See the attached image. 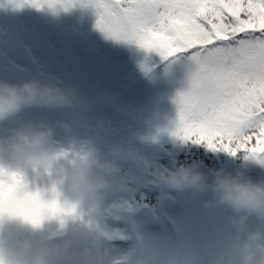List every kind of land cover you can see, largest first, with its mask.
I'll list each match as a JSON object with an SVG mask.
<instances>
[{
    "label": "rangeland",
    "instance_id": "rangeland-1",
    "mask_svg": "<svg viewBox=\"0 0 264 264\" xmlns=\"http://www.w3.org/2000/svg\"><path fill=\"white\" fill-rule=\"evenodd\" d=\"M97 21V11L89 0H75L74 5L67 9L59 4L56 8H51L47 3L42 7H35L30 3L16 7L12 0H0V78L9 80L16 73L17 78L13 76L12 79L14 81H20L21 77L23 80L38 76L45 79L55 78L59 82L67 83L71 80V77L64 73L67 69V74H81L87 81L97 72L88 53V47H94L92 39L102 34L108 39L117 40L102 31ZM88 26L91 27L89 37L86 36ZM99 48L100 46H97L96 50ZM76 49L81 52L84 49L86 59L84 68L80 65L83 60L78 61L76 58ZM157 54L159 52L156 50H148L137 43L124 40L118 51L116 61L119 66L123 69L132 68L136 75L142 78L141 85H133V93L140 96L144 109L153 111H150L149 121L137 125L131 124L128 120L124 122L122 116H114L128 149H132L134 144L137 146L141 144L137 131L160 129L166 139L177 133L178 124L174 117L176 115L179 118V106L176 101L179 93L188 88L190 74L195 65L187 58L181 57L179 69L175 64L174 68L166 65L167 67L155 69L153 62L158 59ZM158 57L163 59L162 56ZM86 85L89 86L90 82ZM62 110L50 109L53 118L46 119L47 108L32 107L26 109L21 118L52 123L69 120L72 124L70 128L57 126L55 137L61 151L72 153L103 148L95 139H90L92 142L87 139L95 136L86 128L85 123L80 124L82 112L85 111L81 102L68 116ZM10 126L11 122L4 125ZM103 142L106 146L107 141ZM151 151L153 155V149ZM152 155H149L146 161L149 163L150 158L156 164ZM112 156L120 157L122 167L118 173L119 182L95 203L82 205L84 213L79 221L69 215L47 217L38 226L29 223L20 225L38 241L48 257L49 264H130V262L134 264L136 261L141 264H181V256L185 262L183 264H258L254 252L261 264H264V215L238 211L215 202L209 191L200 194L202 192L192 189H186L184 197L188 202L186 207L181 211L179 200L174 204L177 214L168 215L162 205L139 202L135 197L134 191L143 194L147 191L142 189L146 174L140 173L142 168L138 166L135 157L121 158L114 152H109L106 157ZM256 162L257 160L252 159L249 165L253 167ZM145 166L148 167V164ZM253 172L256 173L257 170ZM131 177L133 179H130ZM24 179L29 190H39L45 198L52 197L53 187L58 188L54 173L50 170L28 169L24 173ZM128 179L133 185L135 181L138 182L137 189L127 184ZM255 179H264V172ZM163 186L165 195L170 191L176 192V189L165 184L160 185V189ZM59 199L61 203L64 202L62 196ZM159 201L166 199L161 197ZM142 205L151 209L154 215L146 222L142 216L140 224L144 227L157 224L162 227L163 233H152L144 229L139 232V224L136 228L133 225L131 228L128 227L126 213H134ZM167 224L174 227L176 239L165 229ZM223 236L225 241L220 242ZM93 238L114 243L123 240L130 243V250L121 248L120 257L114 260L111 253L115 248H112L111 242V247L105 248L102 257L94 256L92 251L85 249V246L82 247L84 250L79 248L81 242L88 246L98 245V240ZM139 243L143 246V252L138 248ZM70 246L73 247L67 251Z\"/></svg>",
    "mask_w": 264,
    "mask_h": 264
},
{
    "label": "snow or ice",
    "instance_id": "snow-or-ice-1",
    "mask_svg": "<svg viewBox=\"0 0 264 264\" xmlns=\"http://www.w3.org/2000/svg\"><path fill=\"white\" fill-rule=\"evenodd\" d=\"M67 9L75 0H12ZM98 27L169 58L184 54L195 65L179 93L177 135L233 155L244 150L264 163V0H89ZM0 213L40 225L76 212L29 190L19 173L0 170Z\"/></svg>",
    "mask_w": 264,
    "mask_h": 264
},
{
    "label": "clouds",
    "instance_id": "clouds-1",
    "mask_svg": "<svg viewBox=\"0 0 264 264\" xmlns=\"http://www.w3.org/2000/svg\"><path fill=\"white\" fill-rule=\"evenodd\" d=\"M80 102L74 85L55 78H0V170L23 177L28 169L50 170L63 203L76 208L95 203L116 186L122 167L120 157L100 156L93 150L61 151L55 139L57 126L70 128L69 120L52 123L22 119L21 114L32 107L74 108ZM6 122H11V126L4 127ZM156 179L181 191H209L217 203L264 215V179L252 178L244 168L235 173L220 169L210 177L198 167L181 165L161 169ZM22 223L29 222L20 216L0 213V264H49L38 241L21 228Z\"/></svg>",
    "mask_w": 264,
    "mask_h": 264
},
{
    "label": "trees",
    "instance_id": "trees-1",
    "mask_svg": "<svg viewBox=\"0 0 264 264\" xmlns=\"http://www.w3.org/2000/svg\"><path fill=\"white\" fill-rule=\"evenodd\" d=\"M90 28V26L86 28L87 37L90 35ZM122 42L123 40L108 39L102 34L96 35L92 39V44L95 48L88 47V53L92 57L91 63L97 72L87 81L82 78L81 74H67V69L64 70V73L69 78L71 77V80L67 81V83L77 88L82 106L85 108V111L81 115L82 121L80 124L85 123L86 128L95 136V138L87 137V139H95L103 145L102 149H95L94 151L104 157L108 156L109 152H114L116 155L119 154L121 158H127V156L135 157L138 166L142 168L140 173L146 174L144 183H142V186H144L142 188L143 191L147 189L144 193L146 195L144 197L145 200H149L157 206L162 205L164 212L167 211L168 215L173 213L174 204L177 201L181 200V205L185 201L186 189L183 191L176 189V192L170 191L167 195H165L164 186L160 189V185L162 184L157 182L156 177L161 169H174L181 165L198 167L200 170L208 173L210 177L215 171L220 169H227L235 173L239 169L244 168L254 179L263 174L264 163L252 158L244 150L233 155L231 152L220 148H211L207 142H196L195 138L184 139L182 136L176 134L166 139L163 137L160 129H150L146 132L137 131L141 144L139 146L134 144L132 149H128L123 142L114 116H122L124 122L128 120L131 124L134 125L135 123L137 125L150 120V111L152 109L150 111L144 109L143 102L139 98L140 96H137V93H133L132 91L133 85H141L142 78H139L132 68H121L116 61ZM97 46H100L98 50H96ZM82 51L84 52V49ZM83 52L79 49L75 50L76 58L78 61L80 59L83 60V63L80 65L84 68L86 66V59ZM158 56H161V54H157L156 58L158 59L153 62L155 69L167 67L166 65L174 68L173 64L178 65L179 69V59L181 57L186 59V56L182 53L167 59L163 57L162 60ZM70 70H72V67ZM13 76L17 78L16 73ZM87 82H90L89 86L86 85ZM77 106L74 108H63L62 111L68 116L70 111L76 109ZM45 114L46 119L53 118L52 112H45ZM174 121L179 124V118L176 115ZM104 140L107 141L106 146L103 142ZM151 149H153V155L151 154ZM143 152L144 154H142ZM149 155H152L151 157H153L156 164L150 158L149 163H147L146 159ZM241 157H246V159H241ZM252 159L257 160L253 167L249 165V161ZM146 164H148V167L145 166ZM253 170H257V172L254 173ZM130 179H133V177ZM136 183L138 182L136 181ZM131 186L136 189L135 185L131 184ZM175 194L177 195L175 196ZM170 196L173 197L170 198ZM161 197H164L166 201H159ZM136 198L143 199L142 196H136ZM141 209L151 210L146 206L141 207ZM154 217L157 220V216L155 215ZM224 241L225 236L220 239V242ZM254 255L258 264H261L255 252ZM183 263V257L181 256V264ZM136 264L141 263L137 261Z\"/></svg>",
    "mask_w": 264,
    "mask_h": 264
},
{
    "label": "bare ground",
    "instance_id": "bare-ground-1",
    "mask_svg": "<svg viewBox=\"0 0 264 264\" xmlns=\"http://www.w3.org/2000/svg\"><path fill=\"white\" fill-rule=\"evenodd\" d=\"M115 251H116V252H115ZM114 252H115L116 254H115ZM121 252H122V251H121L120 249H115V250H113L112 253H111V258L114 259V260H115L116 258H119Z\"/></svg>",
    "mask_w": 264,
    "mask_h": 264
},
{
    "label": "water",
    "instance_id": "water-1",
    "mask_svg": "<svg viewBox=\"0 0 264 264\" xmlns=\"http://www.w3.org/2000/svg\"><path fill=\"white\" fill-rule=\"evenodd\" d=\"M82 212H83L82 207L80 205H78L77 208H76V212L73 215H75L78 218H80L82 216Z\"/></svg>",
    "mask_w": 264,
    "mask_h": 264
}]
</instances>
